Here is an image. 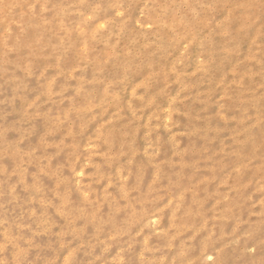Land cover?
Masks as SVG:
<instances>
[{
  "label": "rangeland",
  "instance_id": "obj_1",
  "mask_svg": "<svg viewBox=\"0 0 264 264\" xmlns=\"http://www.w3.org/2000/svg\"><path fill=\"white\" fill-rule=\"evenodd\" d=\"M0 264H264V0H0Z\"/></svg>",
  "mask_w": 264,
  "mask_h": 264
}]
</instances>
